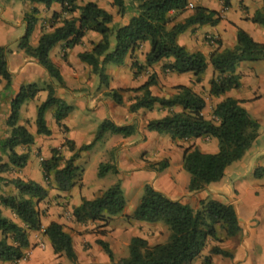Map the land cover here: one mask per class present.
Returning a JSON list of instances; mask_svg holds the SVG:
<instances>
[{
  "label": "trees",
  "instance_id": "trees-1",
  "mask_svg": "<svg viewBox=\"0 0 264 264\" xmlns=\"http://www.w3.org/2000/svg\"><path fill=\"white\" fill-rule=\"evenodd\" d=\"M118 11L119 16L135 12L125 26H114L113 16L90 2L78 6L75 0H23L25 3L44 5L50 8L53 4L62 6V14L70 16L62 19V14H55L50 22V32H42L36 47L31 45V37L39 22V11L31 9L24 15L27 24L26 35L18 41V50L35 60L49 76V82L42 86L36 83L22 85L18 94L10 103V114L6 125L9 136L1 143L2 154L8 159L7 164L0 166V173L5 174L13 169L23 170L30 161L31 153L21 149L35 144V135L26 126L20 124L23 107L33 102L46 92V100L37 108L35 126L37 136H50L46 114L55 110L54 119L58 126L72 113L73 108L65 101L56 97V89H66L63 77L58 67L50 58L53 48L66 43L67 49L78 46L88 32L101 36L99 44L94 45L91 52L79 55V59L92 68L105 82L106 66L109 64L123 66L128 56L146 43L150 51L146 56V66L152 67L166 62L163 71L171 74H193L195 83H200L209 65L213 70L210 81L211 96L220 98L232 90L241 88V76L237 73L239 66L246 62H257L264 58V45L256 42L247 32L237 29V44L232 49H217L211 54L209 61L201 52L191 53L179 43L180 35L186 33L195 25H215L220 21V15L202 7L193 9V15L183 23L177 19L188 11L191 0H109ZM225 7H230L227 0ZM78 14V17L75 15ZM264 28L263 8L257 12L252 21ZM58 24H61L60 26ZM112 44L114 46L112 47ZM9 46L0 47V83L9 91L13 87V74L9 68ZM133 67L142 68L134 63ZM157 84V76L152 75L148 82L136 90L144 93L130 107L135 113L144 108L152 110L160 105L170 110L165 118L151 121L146 129L159 135L169 136L172 141H194L209 137L216 139L219 145L217 154H204L194 145L184 152L183 168L190 175L189 193H197L207 189L211 184L218 183L225 177L227 169L242 161L259 137V123L242 107L243 102L226 98L214 109L215 121H208L203 116L206 101L189 87H177V94L170 99L152 96L150 88ZM121 92L112 91L109 96L117 104L123 103ZM1 104V98H0ZM181 108L180 112L172 111ZM106 133L129 138L137 134L136 126L118 127L105 120L99 127L94 142L75 152V144H66L73 157L65 160L59 149H53L51 158L42 161L43 178L59 193L73 190L81 182V170L75 165L80 153L90 150L95 143L103 139ZM169 167L168 161L150 164L149 169L160 173ZM113 171L119 174L115 165H100L99 177H104ZM264 176V169L256 172L258 179ZM12 185L16 194L0 196V205L9 210L16 221L3 215L0 210V264H18L26 257L25 250L30 248V232H42L49 240L54 254L65 257L72 264H77L78 257L74 250L73 239L61 224L52 222L43 227L41 203L50 195V190L41 184L21 178L6 181ZM82 186V185H79ZM126 208V200L121 187L117 184L103 192L94 200H82L79 208L74 210L75 221L81 224L103 222L121 216ZM130 220L148 224H163L169 231V238L164 244L151 246L142 238H134L129 245L130 256L116 261L108 243L99 240L98 245L107 255L111 264H195L206 250L209 254L204 264H211L213 256L233 260L234 254L221 247L225 240L239 238L243 227L235 208L213 199L200 202L199 209H192L179 201H173L165 194L156 191L151 186L145 187V193ZM222 236L224 238H222ZM211 243L216 245L210 247Z\"/></svg>",
  "mask_w": 264,
  "mask_h": 264
},
{
  "label": "crops",
  "instance_id": "crops-1",
  "mask_svg": "<svg viewBox=\"0 0 264 264\" xmlns=\"http://www.w3.org/2000/svg\"><path fill=\"white\" fill-rule=\"evenodd\" d=\"M75 1L80 7L90 2L96 3L100 8L110 13L113 16V24L111 27L118 25L125 26L135 15L133 11L128 12L123 17L119 16L117 9L112 6L109 0ZM226 2L227 0H191L188 11L177 19V23H183L186 18L192 16L193 9L196 7L217 12L220 15V21L215 25H195L191 27L186 33L180 35V45L191 53H203L209 61L211 54L217 49L218 45L214 48L210 47L207 42L204 43L202 41V35L208 34L206 38L218 39L221 43L222 50L232 49L237 44L238 28L247 32L256 42L264 45V28L252 22L255 14L262 10L263 0H229L230 7H225ZM33 8L39 11V15L37 16L39 22L30 41L31 45L36 47L42 32H50L53 30L50 22L55 14H62V6L60 4H53L50 8H46L44 5L25 3L23 0H0V47L9 46L13 51L9 58V68L13 74L12 88L15 95L18 94L22 85L30 83L38 84V81L48 83L50 80L45 70L35 60L27 57L24 52L18 51L17 48L18 41L27 32L24 15ZM75 17H78V14ZM69 18V15L62 14V19ZM58 25L60 26L61 24ZM101 40L102 38L99 34L88 32L83 41L75 48L67 49L66 43H60L51 51L50 58L60 70L66 87V89L57 88L56 97L65 101L73 108V111L62 122L61 126H58L54 119V109L46 114L47 125L51 131V135L48 137L37 136L35 129L30 130L28 128L35 135V144L29 147L30 149H27L30 151L31 157L28 166L22 172L21 178L37 183H40L43 178L41 171L36 173L31 171L30 163L34 158V148L42 147L44 160L51 158L53 149H61L62 157L65 160H69L73 157L74 153L69 150L65 143L67 141L73 142L76 147L75 152L78 151L80 148L94 141L96 134L88 130L90 120L91 125L99 127L105 120L110 119L118 127L134 125L137 128V134L129 138L118 137L112 142L113 146H111V151L115 150L114 155L116 156L115 158L113 157L110 163L111 165H115L119 171L121 187L126 200L124 216L130 217L133 215L140 202V200L137 202L139 191L142 189L145 191L146 186H151L156 191L165 194L171 200L179 201L195 210L200 208L201 201L207 199H213L222 204L231 205L238 214L244 233L247 231L251 232L250 223L252 219L258 216L257 212L259 209L264 208V196L256 195V191H262L261 186H264L256 183L264 179V176L260 179L256 177V171L264 169V161L261 156L264 153L263 148L258 145L254 149V144L242 161L233 164L227 169L222 181L211 184L204 191L189 193V184L185 186L187 179L183 175L185 171L183 168L185 150L189 146L194 145L204 154H217L219 151L218 141L205 137L194 141L183 140L174 142L169 136L149 132L146 129L149 122L167 117L170 112L169 109L156 105L152 110L142 108L135 113H131L130 107L137 99H141L144 96L142 91L136 92V90L143 87L152 75H156L157 84L150 88L152 96L161 99H170L177 94V87L184 86L192 88L195 93L206 101V108L203 111L205 119L215 121L218 124L217 119L213 116V112L216 106L226 98L243 102L242 107L251 116L255 113L258 114L264 107L262 100V96L264 95V81L258 86L255 83L253 88L247 87V82L250 80L247 75V77L242 79L240 89L232 90L225 96L217 98L210 94V81L213 77L211 65H209L200 83H195L193 74L177 75L163 71L165 61L152 67L144 68L146 66V56L150 51V45L146 43L135 50L133 54L129 55L123 66L107 65L105 71L107 80L103 82L99 75L92 72L90 66L79 59L80 54L91 52L94 45L99 44ZM188 40H191V43L195 46L188 43ZM113 46L114 44H112ZM134 63H137L142 70L133 67ZM239 72H242V69L239 68L237 73L239 74ZM38 78L40 79L37 80ZM251 81L253 82V80ZM112 91H125L121 92L123 96L122 104H117L109 96ZM8 111L10 114V104ZM80 111L84 115L79 117ZM172 111L180 112L181 108L175 107ZM23 120L24 111L21 115L20 124L25 126ZM8 136L0 140V150L1 143ZM259 138L260 136L255 143L258 142ZM40 143L41 146L39 147ZM25 152L26 150L22 151V153ZM87 152L80 153L75 161L76 166L78 161ZM102 156L100 155L96 158L97 164H100L104 160ZM135 157L136 163H134ZM165 160L169 161V167L160 173L148 168L150 164H157ZM7 163L8 161L5 162V164ZM182 177L185 183L181 189H178L177 182L179 180L181 181ZM3 189L4 192L7 191V188L4 186ZM103 190L101 185L89 188L84 183L82 187H76L67 193H59L55 190L56 196L67 198L66 201H63L64 209L51 208L48 216L45 218L42 216L44 228L52 222L65 227L66 232L73 239L74 250L78 257L77 264H111L107 255L103 254L96 244L101 239L99 237L94 238L93 235L91 236V222L87 224L78 223L75 221L73 215L74 210L81 206L83 199L93 200ZM7 192L16 194L15 188L10 189L9 187ZM2 195L6 194L1 192ZM133 198H135L136 204H128V202H132ZM47 208H49V205ZM0 210L4 216L17 222L16 217L9 210L4 209L1 205ZM124 216L113 217L112 223L105 230L113 232L114 234L113 225L115 223L113 222L125 223L123 222ZM126 225L123 230L127 234L130 235L131 232L129 231L131 230H138L139 232L135 231V238L145 239L149 243L152 242L154 246L160 243V241L156 242V239H158L157 235L160 237L159 232H156L155 236L151 233L150 237H148L140 229L142 228L145 231L151 229L154 231V228L157 230L161 224H148L132 220L128 224L126 222ZM251 236H249V242L252 240ZM167 238L166 235L164 241ZM29 239L31 246L25 250L26 257L29 258H26L18 264H49L58 259L52 250L49 240L42 232H30ZM122 243L125 244V247H129L130 245L128 239ZM37 244H43L45 252L39 248H35ZM110 247L114 253L117 246L113 245L112 247L110 245ZM247 247L248 249H245L242 246L241 251L233 253L235 257L231 260V264H264V257H246L250 246L247 245ZM95 255L98 257H95ZM216 258H214V261L217 260ZM65 260L61 258L60 262L63 264ZM195 264H198L197 261Z\"/></svg>",
  "mask_w": 264,
  "mask_h": 264
},
{
  "label": "rangeland",
  "instance_id": "rangeland-1",
  "mask_svg": "<svg viewBox=\"0 0 264 264\" xmlns=\"http://www.w3.org/2000/svg\"><path fill=\"white\" fill-rule=\"evenodd\" d=\"M126 1L128 3L130 0H126ZM206 35H208V34L202 35V41H204V43L207 42L210 47L214 48L220 42L218 39H215L213 44H212L209 42V39L206 38ZM188 43L192 44L191 40H188ZM192 45H194V44H192ZM12 53H13V51H12ZM11 54L9 55V58H10ZM239 68L242 69V72H239V75L241 76V81L243 78L247 77V75H248V79H250L247 82V85H248L247 87L253 88L255 86V83L258 86L262 81H264V58L260 59L257 62L242 63L239 66ZM239 68H238V70H239ZM39 79L40 78H38L37 80H39ZM251 80H253V82ZM44 83H46V82H44ZM44 83H43V81H38V84L41 86ZM246 94H247V92H246ZM46 95H47L46 92H44L43 94H40L35 101L30 102L23 107V110H22V113L24 111V120L23 121H24L25 126L27 128H30V130H33V129L36 130V126H35L36 110L46 100ZM15 96L16 95H15V92L13 91V88L9 91H6L4 89V83H0V98H1V104H0V140H2L4 137L9 135V133H10L9 128L6 125V120L9 116L8 106ZM262 100H263V104H264V95L262 96ZM81 115L83 116L84 114L80 111L79 117ZM252 117L257 122H259V124L261 125L260 135H259L260 138H259L258 142L255 143L254 149H256V147H258V145H259V147L263 148V150H264V107L260 112H258V114H256V113L253 114ZM20 123H21V121H20ZM99 127H100V125H99ZM99 127H96L95 125H91V120H90V125L88 126V130L93 131V133L96 134L95 138L98 134ZM118 137L122 138V136L114 135L112 133H106L104 135L103 139L100 140L99 142L95 143L94 146L90 150H88V152L84 151L87 153L84 154V156L77 163V166L80 168V170L82 172L80 175L81 182L79 183V185L83 186V183H84L85 186L89 187V188L101 185L104 189L103 191H101L103 193V192L107 191L108 189H110L111 187H113L117 184H121L120 174H116L113 171H110L104 177H99V175H98L100 165H111L110 162H112L113 157L115 158V156H116V155H114L115 150L111 151V149H112L111 146H113L112 142H114ZM95 138H94V140H95ZM112 138H113V140H112ZM39 140H40V138H39ZM92 143H90V144H92ZM65 145L67 146L66 143H65ZM40 146H41V143L39 144V147ZM41 148L42 147L34 148L35 150L33 149L35 151L34 152V158L32 159V162L30 163L31 171L33 173H36L39 171L42 172V161L45 158H44L43 151ZM23 150L25 151L27 149L22 148L21 153ZM59 150L62 151L61 149H59ZM100 155H103L102 159H104V160H102V162L100 164H97L96 158H98V156H100ZM261 156L263 157V161H264V153H262ZM7 161H8L7 157L5 155H3L2 151L0 150V166L5 164V162H7ZM165 161H168V160H165ZM134 163H136V157L134 158ZM23 170L13 169V170L5 173V174L0 173V175H3V176H1L2 178L0 177V196H1V192H3L6 195H11V193H9L7 191L9 190V187H10V189H14V187L10 184H6L5 182L6 181L9 182V181H12L14 179L21 178ZM259 170H261V169H259ZM259 170H257V171H259ZM183 175L187 179L186 180L187 182L185 183V181H183V177H182L181 178L182 180L181 181L179 180L177 182L178 183V189H181L184 186V183H185V186L190 184V180H191L190 175L185 171L183 172ZM42 176H43V172H42ZM256 183L258 185H264V179H262L260 182H256ZM39 184H41L43 187L48 188L50 190L49 198L45 202L41 203L39 206V210H40L43 218L48 216V212L51 210V208L64 209L63 201H66L67 198H61V197L56 196V191L53 188V185H54L53 182H50V184H49L48 182H46L44 180V178H42V180L40 181ZM79 185H77L76 187L77 188L82 187ZM3 186L7 188L6 192H4ZM261 190L262 191L257 190L256 195L263 197L264 196V191H263L264 186L263 187L261 186ZM144 193H145L144 189L139 191L137 202H139V200H141ZM98 196H100V195H98ZM253 199H255V198H253ZM129 201H130V198H129ZM128 204L135 205L136 204L135 198H133L132 202H128ZM48 205H49V208H47ZM129 208H130V206H129ZM257 215L258 216L254 217L250 223V227L252 229L251 232L247 231L244 233V230H243V233L239 238H235V239H231V240H225L224 244H222L221 247L230 251L231 253H235V252L237 253V252L242 250V246H244L245 249H248L247 245H249L250 247H249L248 252L246 253V257H264V208L259 209L257 212ZM121 216H124V215L122 214ZM130 221H132V220H130L128 218V216H124L123 222H125V223H119V222L114 221L113 222V223H115V225H113L114 234H113V232H109L108 230H105L112 223V218L108 220L107 226H104L105 224L103 222L91 223V236L93 235L94 238L99 237L101 239V241L108 243L112 247H113V245L117 246V248L115 249V251L113 253L116 261H119V260L124 259V258H128L130 256L129 247L128 246L125 247V244L122 243L126 239H128L129 242L131 243V241L136 237L135 231H138V230L129 231V232H131L130 235L127 234V232H125V230H123L124 226L126 225V222L128 224V223H130ZM166 229H167L166 226L161 224L160 227L157 228V230H155V228H154V231H152L151 229L145 231L142 228L140 230L144 234H146L148 237H150L151 233L153 234V236H155V233L159 232L160 237H159V235H157L158 239H156V242L160 241V243H158V245H159V244L166 243V241L169 238V231H168V229L167 230ZM165 231H167V232H165ZM166 235L168 238L166 241H164V238L166 237ZM250 235H252L251 236L252 240H250V242H249V236ZM222 238H224V237L222 236ZM150 243H151L150 244L151 246H154L152 244V242H150ZM248 243H250L251 245ZM96 244H97L98 248L102 251V253L105 254V252L102 250V248L98 245V241ZM214 245H216V244L211 243L210 247H212ZM35 248H39L41 251L45 252V248H44L43 244H37V246H35ZM112 252H113V250H112ZM208 254H209V250H206L204 252L203 256L197 260V263L198 264H204V260ZM234 256H235V254H234ZM95 257H98V256L95 255ZM216 257H218V258H216ZM26 258H29V257H25V259ZM61 258L66 259L65 261H63V264H72L69 260H67V258H65V257H61ZM61 258L58 257V259L55 262L52 261V263H49V264H62L60 262ZM214 258H216L217 260L214 261ZM211 264H231V260L222 258L220 256H213L212 260H211Z\"/></svg>",
  "mask_w": 264,
  "mask_h": 264
},
{
  "label": "built area",
  "instance_id": "built-area-1",
  "mask_svg": "<svg viewBox=\"0 0 264 264\" xmlns=\"http://www.w3.org/2000/svg\"><path fill=\"white\" fill-rule=\"evenodd\" d=\"M214 40L215 39H213V38H209V42L212 43V44H213Z\"/></svg>",
  "mask_w": 264,
  "mask_h": 264
}]
</instances>
